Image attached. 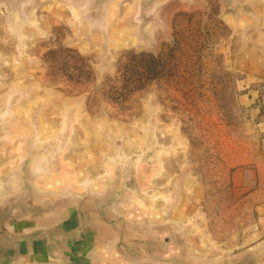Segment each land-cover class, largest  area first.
I'll return each instance as SVG.
<instances>
[{"label": "rangeland", "instance_id": "1", "mask_svg": "<svg viewBox=\"0 0 264 264\" xmlns=\"http://www.w3.org/2000/svg\"><path fill=\"white\" fill-rule=\"evenodd\" d=\"M239 31L220 0H0V135L43 118L41 131L184 168L201 184L193 207L236 217L220 222L235 236L217 238L239 251L264 180V109Z\"/></svg>", "mask_w": 264, "mask_h": 264}, {"label": "crops", "instance_id": "2", "mask_svg": "<svg viewBox=\"0 0 264 264\" xmlns=\"http://www.w3.org/2000/svg\"><path fill=\"white\" fill-rule=\"evenodd\" d=\"M220 3L230 27L241 30L244 70L259 83L264 109V0ZM42 119H35L36 133L0 140V201L15 197L14 226L36 237L0 245V264H264L263 179L261 199L253 202L259 229L236 251L235 242L217 238L235 236L234 227L221 229L220 222L236 217L193 207L201 184L187 181L184 168L124 158L91 132L60 133L58 126L52 133L47 123L41 131Z\"/></svg>", "mask_w": 264, "mask_h": 264}, {"label": "water", "instance_id": "3", "mask_svg": "<svg viewBox=\"0 0 264 264\" xmlns=\"http://www.w3.org/2000/svg\"><path fill=\"white\" fill-rule=\"evenodd\" d=\"M12 2V1H11ZM108 2V0H107ZM104 3V2H103ZM101 9V8H100ZM18 10V8H17ZM17 136L16 138H18ZM8 139L0 135V140ZM11 141V140H10ZM15 197H10L0 201V245L2 246H18L22 243H28L36 240L35 236H27L20 233L18 226H14L15 220L11 216L12 209L16 203L13 201Z\"/></svg>", "mask_w": 264, "mask_h": 264}, {"label": "bare ground", "instance_id": "4", "mask_svg": "<svg viewBox=\"0 0 264 264\" xmlns=\"http://www.w3.org/2000/svg\"><path fill=\"white\" fill-rule=\"evenodd\" d=\"M14 115L17 116V114H14ZM17 118H18V117H17ZM18 120H19V119H18ZM3 146H4V145H3ZM89 160H90V159H89ZM0 173H1V172H0ZM4 181H5V180L2 181V180L0 179V197L3 196V191H4V190H3V187H4V183H3V182H4ZM41 184H42V183H41Z\"/></svg>", "mask_w": 264, "mask_h": 264}]
</instances>
